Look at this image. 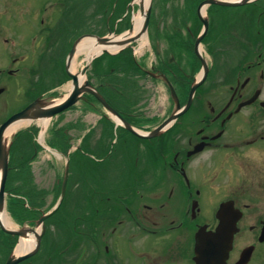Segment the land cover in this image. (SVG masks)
<instances>
[{"label": "flooded vegetation", "instance_id": "af4514ba", "mask_svg": "<svg viewBox=\"0 0 264 264\" xmlns=\"http://www.w3.org/2000/svg\"><path fill=\"white\" fill-rule=\"evenodd\" d=\"M202 2L168 0L165 13L149 23L146 48L127 46L90 63L86 89L70 108L71 128L56 143L70 150L64 195L81 191L83 197L66 198L41 223L50 209L40 203L60 194L63 179L38 185L22 177V191L9 189L10 196L21 192L22 237L39 241L19 264H196L197 233L216 229L217 207L228 199L242 215L226 264H237L247 246L253 249L246 264H264V241H258L264 218V0L209 5L208 29L196 48ZM208 40L211 48H202ZM43 50L22 48L0 68V114L11 76H30L29 84L25 77L17 86L20 103L13 112L42 95L36 70ZM17 140L10 160L22 164ZM251 196L253 203L244 199ZM250 211L263 214L245 221ZM243 234L247 241L238 242ZM17 241L0 229V264Z\"/></svg>", "mask_w": 264, "mask_h": 264}, {"label": "rangeland", "instance_id": "374dc122", "mask_svg": "<svg viewBox=\"0 0 264 264\" xmlns=\"http://www.w3.org/2000/svg\"><path fill=\"white\" fill-rule=\"evenodd\" d=\"M75 1L76 0H0V49L1 50L3 49L0 52V67L7 68L6 65L9 64L8 62L9 60L7 59L12 57L13 55H18V56L22 55V48L46 49L48 47L52 48V46H56L58 43L60 46L59 48L61 49V53H59V56H60V54H62L63 49L67 48L68 38L74 37V35L78 31V30H75L74 27L75 26L78 27V24H81V20L79 18H74V17H77L76 16L77 12H81L80 14L83 18L87 14L89 15V13L103 14L102 12H105L106 8L107 9L111 8L110 5L113 4V0H78L77 6L75 8V11L77 10V12H75L74 10L70 11L69 8L71 4L75 3ZM151 3H152V10H151L152 17L158 19L160 15L165 13L168 0H151ZM78 6L80 7V11L78 9ZM38 12H40V14ZM60 17H63V18L73 17V18H72V21L68 20V21L62 22V20L59 21ZM98 17H101V16L99 15L91 16L90 26L88 25L89 20L87 19L88 23L85 26H83V29L85 30L86 28L88 29L90 28L91 30L99 31L101 33L107 32V29L106 28L104 29V27L102 26V22L99 21L100 19ZM43 18L45 19V21L42 23L40 27V25L38 26V23L40 22V19H43ZM27 19H33L35 23L31 21L30 23H27L22 26V24H24L25 21H28ZM55 19L57 20V22H53V20ZM19 20L20 22H18ZM77 20H80V21H77ZM49 22H52V25L47 26ZM32 23L35 24L34 34H32L31 32H28L29 29L28 28L26 29L25 27V26H30ZM55 24L56 25L58 24V25L56 29L52 31ZM47 28H50V30H48ZM24 29H26V31H23ZM40 29L43 31H41ZM44 29H47V30H44ZM145 38H146V45L144 46L146 47L150 43H149L148 36H146ZM140 41H138V44L140 43ZM144 46H142V50L145 48ZM202 46H203L202 48H211L210 41L208 40L207 43H204ZM136 50L139 51L140 48H136ZM52 56L53 54H51L50 52L43 54L42 69H41V72L43 74L48 73V68L52 70H57L58 72H62L60 71L62 68V65L59 64V58L58 57L54 58ZM83 57H84L83 54L78 55L77 61L75 64L77 67H80L81 64H83L84 62ZM28 58L30 59L32 57L29 56ZM19 66L22 69V61ZM54 74L55 72L52 71L51 76L50 75L47 76V81L44 82V86H43V93H45L47 89L54 87L55 85L57 86V84L59 83L58 80H61L63 77L59 73L56 75ZM25 77H26V84L27 83L29 84L30 76L26 72L25 74H23V76H22V73H18L17 75H14L8 78V81H7L8 90L4 95H2V98L6 101L5 111L1 112L0 120L5 118L6 117L5 115L12 113L18 107V103H20V101L18 102L19 99H16L17 98L16 89H17V86H21V84L25 83L24 81ZM68 84L69 83L67 82L59 86V88L57 87L58 97H60L59 95H63L67 93ZM64 88H65V91H64ZM69 114H73V113L72 112L70 113V111H68L66 113V116H63V119L60 123L62 124V127L60 130H62L63 127H64L63 129H66L63 120L64 118H66V120L70 119L72 115L68 116ZM38 125L39 123H37L36 129H33L34 131L36 130L35 137L38 136L41 130V127H39ZM32 126L34 125H31V127ZM51 126L52 125L49 124L47 131L49 130ZM24 127L19 128L18 131L22 130V128ZM25 128H28V127H25ZM47 131H46V135H47ZM50 135L54 137V131ZM23 152L24 151H22V153ZM49 156L50 154L47 155L43 151L39 152L37 160L33 164V167H31V171L32 173H34L32 179H35L38 185H47L48 183H52L53 176H56L58 175V173L62 172V169H63L62 161H55L53 158ZM17 160L18 159H15V161ZM17 164L18 163H14L13 166ZM14 179L15 177L11 178V182H10L11 185L14 186L17 184L19 185V188H20L22 186V180H21L22 171L18 175L15 182L13 183ZM68 197H70L71 200H73L75 198L81 199V197L83 196L81 195V191H80L78 195H76V192L75 193L69 192V194H66V198ZM66 198H65V201H66ZM244 199L246 201H249L250 203L251 202L253 203V201L256 200L252 196L245 197ZM263 200L264 198L261 199L260 201H263ZM43 201L44 202L40 203V207L44 209L50 208L51 206L55 205V203L57 202V196H45ZM83 201H84V198H82V202H80L78 205L83 204ZM247 214H250V216L246 218L245 221H250L253 216L262 215L263 213L250 211V213H247ZM11 222H12L13 227H19L22 223V222L15 223L12 219H11ZM248 237L249 235L243 234L241 235V237H239L238 242L247 241ZM47 252H48V249L43 250V254ZM3 253L0 252V254L2 255L1 260L5 258V252ZM259 255L264 258V249L260 250Z\"/></svg>", "mask_w": 264, "mask_h": 264}, {"label": "water", "instance_id": "95a60500", "mask_svg": "<svg viewBox=\"0 0 264 264\" xmlns=\"http://www.w3.org/2000/svg\"><path fill=\"white\" fill-rule=\"evenodd\" d=\"M247 0H242L241 2H245ZM205 2L209 3H221L227 4V2L217 1V0H206ZM240 2V3H241ZM141 12L144 14V22L142 25L141 31L133 37H127L123 40H119L118 43H128L132 40L138 38L147 27V22L149 18L150 10H146L144 12L142 5L140 4ZM204 21V29L207 28V22ZM132 31V27L129 29L130 33ZM200 38L197 39V42ZM99 42H107L105 38H98ZM72 55V51L69 56ZM74 83L76 84L77 79L76 76L73 75ZM80 92L78 88H75L72 94L65 99L60 104H53L52 101H35L32 104L28 105L25 109L13 114L5 123H3L0 127V215L4 208V183L6 179V174L8 170V149L6 145V140L3 138L4 129L12 122L18 119H26V118H36V117H50L53 114L62 111L63 109L69 107L73 102L77 99V94ZM36 110L37 113L33 116H30V112ZM35 113V112H34ZM67 172V170H66ZM64 187V186H63ZM63 193V190H62ZM241 215V212L234 208L232 201H226L220 204L219 209L217 211V217L219 219L218 227L216 231L213 233H203L202 237V247L199 250V262L201 264H225L226 258L228 256V252L232 245L233 235L237 230L236 223ZM1 227L5 230L6 228L0 221ZM12 233L22 234V229L19 231H13ZM201 239V238H200ZM259 240H264V223L262 227L261 234L259 236ZM251 252V247L246 248L239 260V264H245L249 258ZM22 256L16 257L11 255L5 264H16L22 260Z\"/></svg>", "mask_w": 264, "mask_h": 264}, {"label": "bare ground", "instance_id": "6f19581e", "mask_svg": "<svg viewBox=\"0 0 264 264\" xmlns=\"http://www.w3.org/2000/svg\"><path fill=\"white\" fill-rule=\"evenodd\" d=\"M138 1L143 2V8L146 9L149 0H138ZM142 21H143V16L140 14V12H137L136 14H134L133 23H134L135 30L139 29V27L142 24ZM120 38H121V36H117V37L114 36L113 37V39H120ZM144 42H146V41H144ZM143 43H140V44L142 45ZM104 46H106V45L98 44L94 38H84L79 43L78 48H79V51H81L83 49H87V51L90 50V51H88V55H91L93 52L100 51ZM106 47L112 48L109 46H106ZM115 47H113V48H115ZM28 122H29V120H25V119L16 121L15 123L10 125L6 129L5 136L12 134L15 130L19 129L23 125H26ZM47 122H48V119H44L43 125L45 126ZM1 219H2V222L4 225H6L9 228L12 227V222H11L8 214H6V213L2 214ZM33 245H34V237L32 235L24 236V237L20 238L19 242L17 243V245L15 247V254L16 255L22 254L23 252L31 249L33 247Z\"/></svg>", "mask_w": 264, "mask_h": 264}]
</instances>
